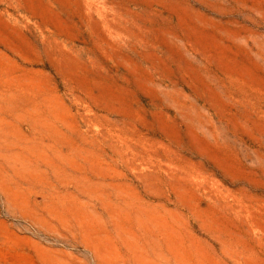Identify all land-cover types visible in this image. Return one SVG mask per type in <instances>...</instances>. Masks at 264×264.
<instances>
[{
  "label": "rangeland",
  "instance_id": "1",
  "mask_svg": "<svg viewBox=\"0 0 264 264\" xmlns=\"http://www.w3.org/2000/svg\"><path fill=\"white\" fill-rule=\"evenodd\" d=\"M0 264H264V0H0Z\"/></svg>",
  "mask_w": 264,
  "mask_h": 264
},
{
  "label": "bare ground",
  "instance_id": "2",
  "mask_svg": "<svg viewBox=\"0 0 264 264\" xmlns=\"http://www.w3.org/2000/svg\"><path fill=\"white\" fill-rule=\"evenodd\" d=\"M93 249V248H92Z\"/></svg>",
  "mask_w": 264,
  "mask_h": 264
}]
</instances>
